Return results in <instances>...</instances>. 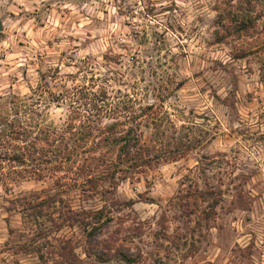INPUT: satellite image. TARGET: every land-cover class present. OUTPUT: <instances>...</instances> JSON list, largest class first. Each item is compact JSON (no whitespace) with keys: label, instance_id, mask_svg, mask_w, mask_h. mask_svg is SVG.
I'll use <instances>...</instances> for the list:
<instances>
[{"label":"rangeland","instance_id":"1","mask_svg":"<svg viewBox=\"0 0 264 264\" xmlns=\"http://www.w3.org/2000/svg\"><path fill=\"white\" fill-rule=\"evenodd\" d=\"M227 1L203 0L201 3L200 0H181L188 5L187 8L180 10L176 3H168L158 11L156 3L160 0L155 3L153 0H119L125 7L117 8L120 22L116 16L112 17L111 24L117 31L109 36L102 23H97L98 18L86 9L79 14L78 6L91 4V0H49L42 9L33 11L24 7L25 4L31 5L33 0L19 3L18 0H0L3 27L0 30V94L6 91L31 94L32 88L45 84L57 91L63 86L82 84L85 76L90 78L92 75L102 80L116 74L126 63L136 67L143 52L148 57L145 63L149 67L155 64L157 70H171L169 84H174V87L169 96L174 97L175 104L180 107L175 109L174 116L163 113L158 121L167 131L165 139L171 149L184 146L189 138L192 142L207 138V130L194 124L193 120L203 124L214 120L213 130H220L227 129L232 119H238L242 114L252 117L256 113L264 119V112L260 111L264 108V64L250 67L247 58L236 51L230 40L220 43L215 39L217 15L224 11L222 6ZM57 2L69 7L55 9L54 16L52 6ZM134 4L146 6L137 11ZM177 11H180L178 18L174 15ZM44 13H47L46 18ZM161 14L168 18L154 22ZM103 15L108 16L107 10ZM101 68L105 70L103 77L98 72ZM124 70L127 72L128 69L125 67ZM152 75H156L155 70ZM225 85L228 97L222 100L219 88ZM41 107L47 124L62 126L65 123L68 104L47 100ZM217 116L219 119H215ZM177 122L179 128L176 127ZM143 130L145 141H150L154 129L144 127ZM194 132L196 136H193ZM207 135L211 133L207 132ZM212 142L216 145L210 149L211 155L206 153L198 160L190 161L199 173L193 176L185 168L176 179L177 185H186L190 190L186 193L177 188L176 191L169 189L166 195H146L158 193L168 186V181L175 179L176 173L181 171L176 165L184 160L182 156L147 170L139 180H124L110 192H106L109 184L104 183L96 192L72 188L56 194L78 211L106 208L100 221L90 217L92 224L98 226L92 237L97 252L112 249L106 262L87 255L88 232L83 225L56 229V223L62 222L65 210L58 203L46 207L38 218L36 210L22 209L26 199L54 195L59 188L54 178L32 181L43 185L39 194L35 191L20 192L15 196L0 194V238L14 235L21 241L14 247L23 253L25 264H60L65 260V264H128L121 259L120 252L136 259L131 264H168L172 247L187 245L188 240H182L183 236L190 237L193 250L198 251L196 244L198 239L200 242L204 239L203 229L213 225L221 212L227 216L232 210L225 200L230 188L224 187L222 176L219 186L213 185L207 195L198 187L202 181L207 182L209 171L222 167V155L226 156L229 151L224 133L219 140L212 136L209 144ZM190 151L194 149L189 148L187 153ZM161 168L167 171L161 172ZM216 175L218 173H214L213 178ZM134 184L141 187L139 193H136ZM202 201L207 202L206 207H201ZM9 206L12 208L7 209ZM114 221H123L126 229L118 228L115 232L119 235H108ZM169 227L175 230L183 227L184 231L179 234L173 231L170 236ZM166 241H171V247L165 246ZM65 244L72 247L70 258L73 261L70 263L63 255ZM40 252L44 259H41Z\"/></svg>","mask_w":264,"mask_h":264},{"label":"clouds","instance_id":"2","mask_svg":"<svg viewBox=\"0 0 264 264\" xmlns=\"http://www.w3.org/2000/svg\"><path fill=\"white\" fill-rule=\"evenodd\" d=\"M19 2H22V0H18ZM48 2L49 0H33L31 5L25 4L24 7L28 11H33L42 9ZM155 2L156 0H153V3ZM200 2L203 3V0H200ZM168 3H176L179 5L180 10L188 7V5L181 3V0H160V3H156L157 10L159 11ZM236 4L237 0H232V5L235 6ZM252 5L248 9V16L254 20V26L243 29L229 39L236 51L247 58L248 65L255 68L260 64H264V0H252ZM133 6L137 7V11H141L146 4H139L138 6L134 4ZM4 7L8 8L7 3L4 4ZM52 7L55 16V9L69 7V5L57 2ZM78 7L79 14H83L86 9L89 14L98 18L97 23H102L104 30L111 36L112 32L117 31L112 26L111 19L116 16L118 22H120L117 8L122 9L125 5L119 3V0H100V3L91 0V4H83ZM231 9L234 11L233 7ZM11 10L15 11V8ZM105 10L108 12L107 17L103 15ZM174 15L178 18L180 11H177ZM212 15H215V13H212ZM46 17L47 13H44V18ZM166 18H168L166 15L161 14L154 22H160ZM48 26L50 27V25ZM117 38H119V33ZM129 51L132 52V49L130 48ZM173 51L176 50L173 49ZM147 59L148 57L141 52L136 67L126 63L116 74L108 77L107 84L103 83L102 80L97 82V87L107 89L111 97L110 100L104 102L105 108L104 113H101L102 123H100V127L113 122L112 119L105 118V113L108 117H114L115 119H120L121 116H139L141 111L146 110L149 105L155 106L153 112L149 114L152 118H157L163 113L174 116L175 109L180 105H176L175 98L169 96V92L174 87V84H169V72L171 70L169 72H166L164 68L157 70L155 64L149 67L145 63ZM96 62L99 63V59ZM240 63L243 64V61ZM109 66L115 67L114 65ZM125 67L128 69L127 72L124 70ZM154 70L156 71L155 76L152 75ZM98 72L103 77L105 70L101 68ZM95 91V88L90 89V92ZM125 93H127V96ZM219 94L222 100L228 97L227 85L219 88ZM121 102L129 104V112H122ZM76 108L78 109L79 106H76ZM260 111L264 112V108H261ZM141 119L145 118L141 117ZM215 119H219V116ZM257 120H259V123H257ZM192 122L206 129L211 135H207L206 132V139H197L195 142H192L189 138L184 147L194 149V151L187 154L181 151L184 160L176 165V168L181 169V171L176 173L175 179L168 181V186L158 193L149 192L146 195H166L169 189L176 191L177 188H180L181 192L184 193L190 191L186 185H177L176 179L180 178L185 168L189 169L193 176H196L199 169L195 168L190 161L198 160L206 153L211 155L210 149L215 147L216 142L209 144V141L212 140V136H216L219 140L221 133H224V139L228 141L227 148L229 151L226 156L222 155V167L209 171L207 182L202 181L198 187L202 193L207 195L213 189V185L219 186V178L222 176L224 187L230 188L225 200L232 207V210L227 216L221 212L213 225L203 229L204 239L202 242L198 239L196 244L198 251L193 250L191 238L183 236L182 240H188L187 245L179 248L172 247L171 259L168 264H264V119H261L256 113H253L252 117L242 114L238 119L234 117L227 129L221 128L220 130H213L214 120L208 121L207 124H203L198 120ZM176 127L179 128L178 122ZM196 135L197 133L194 132L193 136ZM158 150L163 153V159H168L169 146L162 143ZM173 158L177 157L173 156ZM212 158L216 159L215 156H212ZM186 161L189 163H185ZM159 170L161 172L167 171L163 168ZM214 173H218L215 178H213ZM37 175V173H33L31 176H19L14 172L11 177L12 183L8 182V177L0 181V194L15 196L20 192L33 191L39 194L43 185L32 182L36 180ZM229 182H231V185H229ZM237 185L239 187H236ZM6 187L11 188L12 191L10 193L4 192L3 189ZM133 187L136 193L141 191L140 186L134 184ZM233 201H235L234 204ZM206 206L207 202L202 201L201 207ZM118 228L126 229L123 221H114L111 224L112 231L108 235H119L115 232V229ZM173 231H178L179 234L184 229L181 227L179 230H175L169 227L168 234L171 236ZM20 242L14 235L0 238V264H17V261L19 264H25L23 253L18 251L17 247H14ZM164 243L166 247H171V241Z\"/></svg>","mask_w":264,"mask_h":264},{"label":"trees","instance_id":"3","mask_svg":"<svg viewBox=\"0 0 264 264\" xmlns=\"http://www.w3.org/2000/svg\"><path fill=\"white\" fill-rule=\"evenodd\" d=\"M252 6V0H237L235 6L232 5V0L224 2V11L217 15L216 41L227 42L243 29L254 26V20L248 16V9ZM99 81L101 78L92 75L90 78L85 76L82 84L63 86V89L57 91L45 84L32 88L31 94L21 95L13 91L0 94V181L8 177V182L12 183L14 172L19 176L37 173L36 179H56L59 188L55 190L54 195L26 199L22 209L36 210L38 214L35 216L38 218L46 207L58 203L59 207L65 210L62 222L56 223V229L83 225L88 232L87 255H94L101 262H106L112 249L97 252L92 237L98 226L90 220V217L98 221L103 219L106 208L78 211L67 205L62 196L56 194L72 188L96 192L104 183L109 184L106 192H110L124 180H139L147 170L182 157L181 151L187 154L189 148H170L168 159H163V153L158 147L162 146V143L170 147V143L165 139L167 131L162 129V124L158 122L160 115L157 118L149 115L153 112L154 105L147 106L139 116H121L120 119H115L105 113V118L112 119L113 122L100 127L104 102L111 97L107 89L97 87ZM102 81L107 83L108 78L104 77ZM93 88L96 91L90 92ZM125 95L127 96V93ZM47 100L68 104V117L62 126L47 124L43 120L41 105ZM121 106L122 112L130 111L129 104L121 102ZM144 127L154 129L153 137L148 142L144 139ZM10 190L11 188L7 187L3 189L7 193ZM13 200L8 202L14 203ZM11 208L12 206H9L7 209ZM62 248L65 249L63 255H66L69 263L73 261L70 258L72 247L65 244ZM39 255L41 259L45 258L41 252ZM120 255L128 264L136 261L133 256L123 252H120ZM65 263L66 260L60 261V264Z\"/></svg>","mask_w":264,"mask_h":264},{"label":"water","instance_id":"4","mask_svg":"<svg viewBox=\"0 0 264 264\" xmlns=\"http://www.w3.org/2000/svg\"><path fill=\"white\" fill-rule=\"evenodd\" d=\"M3 27H2V22H0V30L2 29Z\"/></svg>","mask_w":264,"mask_h":264}]
</instances>
